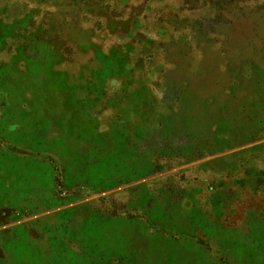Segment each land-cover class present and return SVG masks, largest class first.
I'll list each match as a JSON object with an SVG mask.
<instances>
[{"label": "rangeland", "instance_id": "rangeland-1", "mask_svg": "<svg viewBox=\"0 0 264 264\" xmlns=\"http://www.w3.org/2000/svg\"><path fill=\"white\" fill-rule=\"evenodd\" d=\"M0 264H264V0H0Z\"/></svg>", "mask_w": 264, "mask_h": 264}]
</instances>
